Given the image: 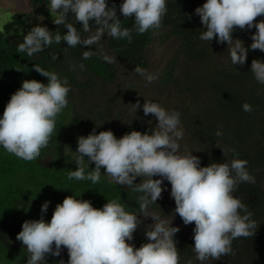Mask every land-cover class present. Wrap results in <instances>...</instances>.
Here are the masks:
<instances>
[{
  "label": "trees",
  "instance_id": "obj_1",
  "mask_svg": "<svg viewBox=\"0 0 264 264\" xmlns=\"http://www.w3.org/2000/svg\"><path fill=\"white\" fill-rule=\"evenodd\" d=\"M27 1L30 12L25 17L26 30L11 39L0 37V116L24 80L47 84V78L36 72L34 66L66 79L71 90L67 97L68 107L56 118L57 134L50 141L55 159L51 170L38 164L40 157L25 161L0 148V264L26 259L27 253L16 237L25 221L40 219L41 205L45 201L50 202L43 217L45 222L51 220V209L68 196L88 200L97 209L118 199L126 211L138 212V198L143 194L110 183L103 175V168L96 184L89 180H69L68 174L77 169L74 161L78 137H86L93 129L96 134L111 130L118 139L134 130L142 134L155 130L156 120L152 114L144 116L143 111H135V103L143 97L139 96L135 85L143 75L135 68L148 72L150 49L154 44L162 46L166 42H171L175 49L155 88H149L150 93L158 96L155 103L169 112L180 113L183 131L194 143L191 152L200 158L202 167L213 162L230 164L233 159L246 160V170L254 178V183H240L233 195L252 214L255 233L233 240V254L222 256L219 261L209 258L203 264H264V85L259 84L250 71L254 59L264 61V52L249 48L255 27L250 30L237 27L233 32V39L241 40L248 49L246 63L233 65L229 54L231 45L217 43L215 38L211 42L199 39L206 29L195 9L206 0H167L161 28L144 34L135 31L133 18L125 19L120 13L122 0H107L109 7L115 5L122 27L132 30L131 43L105 34L90 48L68 47L61 41L29 57L18 53L17 47L32 27L46 26L54 35L56 32L63 35L67 29L53 22L57 14L50 12L49 0ZM261 20L264 16H258L254 23ZM68 22L81 32L82 39L89 38L97 27L94 20L90 21L91 30L83 32L74 16L69 17ZM85 51L92 53L87 60L83 59ZM53 55L57 59L53 60ZM104 55L112 62H106ZM80 64L85 70H80ZM122 64L130 67L127 74L120 70ZM172 90L176 93L175 101L168 100ZM163 97L166 99L160 100ZM244 103L250 104L253 110L243 111ZM217 132L221 135L217 136ZM94 167V163L86 166V174ZM140 182L143 178L137 177L134 183ZM168 184L164 181L162 187ZM163 193L150 207L162 217H179L175 213V202L165 198ZM193 235L191 231L186 236L174 238L179 264H202L196 259ZM133 236L130 243L136 248L148 242L145 235L133 233Z\"/></svg>",
  "mask_w": 264,
  "mask_h": 264
},
{
  "label": "clouds",
  "instance_id": "obj_2",
  "mask_svg": "<svg viewBox=\"0 0 264 264\" xmlns=\"http://www.w3.org/2000/svg\"><path fill=\"white\" fill-rule=\"evenodd\" d=\"M49 3L50 12L57 14L53 22L64 25L66 33L54 35L46 26L36 25L18 45V53L31 57L61 41L68 47L90 48L105 34L131 43L132 30L122 27L115 5L109 7L107 0H49ZM166 4L167 0H122L119 11L125 19L133 18L135 31L144 34L161 28ZM195 14L206 29L199 39L211 42L215 38L217 43L231 45L229 54L233 65L243 66L248 52L241 40L233 39L237 27L241 30L255 27L249 48L264 52V20L254 23L258 16H264V0H206L195 9ZM71 16L76 24L82 25L83 32L91 30L89 22L94 20L96 31L82 39L81 32L68 22ZM91 55L90 51H85L83 59ZM52 59L57 56L53 55ZM103 59L112 62L106 55ZM79 68L85 70L83 64ZM34 69L47 78V84L24 80L0 116V148L25 161L37 160L41 151L49 148L52 137L57 134L56 118L68 107L71 90L68 81L55 72L37 66ZM135 71L145 76L148 83L156 78L139 67ZM250 71L255 80L264 85V61L254 59ZM134 106L136 110L141 107L139 102ZM142 109L144 116H154L158 130L150 134L134 130L118 139L111 130L96 134L93 129L86 137H78L74 161L77 169L69 172L68 179L96 184L103 168V175L110 183L142 193L138 198V212L153 221L150 230L145 232L148 242L139 248L130 243L141 220L137 211H126L118 199L97 209L88 200L68 196L56 205L49 222L43 218L50 203L45 201L41 205L40 219L22 224L16 239L26 245L30 253L27 264H47L45 257L61 256L62 246L67 249V264H179L174 239L179 228L171 226L172 218L162 217L150 207L167 190L162 187L164 181L171 185L175 213L184 225L195 224L193 249L202 264L209 258L219 261L222 256L233 254V240L253 236L256 223L251 219L252 214L233 195L240 183H254L246 170L247 161L233 159L230 164L213 162L202 167L200 158L193 152L179 154L178 141L183 138L179 112H169L158 103L146 101ZM242 109L253 110L248 103H244ZM90 163L95 167L86 174ZM137 177L143 178V182L134 183ZM59 264L65 262L61 259Z\"/></svg>",
  "mask_w": 264,
  "mask_h": 264
},
{
  "label": "rangeland",
  "instance_id": "obj_3",
  "mask_svg": "<svg viewBox=\"0 0 264 264\" xmlns=\"http://www.w3.org/2000/svg\"><path fill=\"white\" fill-rule=\"evenodd\" d=\"M29 12L30 7L27 0H0V37L11 39L12 37L17 36L22 31L26 30L27 22L25 17ZM174 49L175 46L171 42H166L162 46L160 44H154L150 49L149 63L151 66H149L147 74L153 75L156 78L151 83L147 82L145 76H142L140 80L135 81L136 88L138 89L140 94L139 96H143L142 100L139 101L141 107L137 110L135 109L137 113L143 111L142 106L145 101L155 102V99L158 98L155 93H150L149 88H155L163 68L173 58ZM129 68L130 67L126 66L125 64H122L120 70H123V73L127 74ZM164 99H166V97L160 98V100ZM168 100H177L176 93L173 90L170 96H168ZM179 128L183 132V138L178 141L180 145L179 154L184 155L190 153L194 149V143H191L190 139L184 133L181 124ZM155 130L158 129L155 127ZM166 189L167 190L164 191L163 196L174 202V199L170 196V183L168 184V187H166Z\"/></svg>",
  "mask_w": 264,
  "mask_h": 264
},
{
  "label": "flooded vegetation",
  "instance_id": "obj_4",
  "mask_svg": "<svg viewBox=\"0 0 264 264\" xmlns=\"http://www.w3.org/2000/svg\"><path fill=\"white\" fill-rule=\"evenodd\" d=\"M54 163H55L54 150L49 146V148L45 149L43 151V153L41 154L40 158L38 159V164L41 165L43 168H45L47 170H51V168L54 166ZM107 179H108V177H107ZM120 188L127 189V188H124V187H120ZM50 212L53 213L54 212V208L51 209ZM138 218L141 220V224L139 225L137 230L134 232V234L145 235V232L150 230V226L153 224V221L151 220L150 217L146 219L142 215H140L139 213H138ZM175 218H179L181 226L184 225L183 221H182V219L180 217H176L175 216ZM189 225L192 226V229L190 231L186 232L184 235H180V236L175 235L174 238L186 236L188 233L193 231L195 226L193 225V223H191ZM181 230H184V229L181 227ZM21 249L26 251L27 257H26V259L24 257L23 258H19V261H15L14 264H18V262H21V261H24L21 264H24V263L27 264V260L30 258V253L27 252L26 245L21 244ZM45 259L47 261V264H59V261L61 259L65 262V264H67V261L69 259L68 253H67V249L63 248V246H62L61 256L52 257V256L49 255V256H46Z\"/></svg>",
  "mask_w": 264,
  "mask_h": 264
},
{
  "label": "water",
  "instance_id": "obj_5",
  "mask_svg": "<svg viewBox=\"0 0 264 264\" xmlns=\"http://www.w3.org/2000/svg\"><path fill=\"white\" fill-rule=\"evenodd\" d=\"M119 187H121L120 185H117ZM172 218V225L171 226H175V227H178L179 228V231L175 234V235H184L186 232L190 231L192 229V226L191 225H183L181 226L180 224V220L179 218H173V217H170ZM181 227L184 229V230H181Z\"/></svg>",
  "mask_w": 264,
  "mask_h": 264
}]
</instances>
